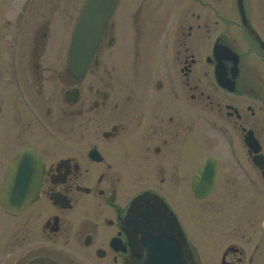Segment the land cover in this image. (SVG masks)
<instances>
[{
    "label": "flooded vegetation",
    "instance_id": "af4514ba",
    "mask_svg": "<svg viewBox=\"0 0 264 264\" xmlns=\"http://www.w3.org/2000/svg\"><path fill=\"white\" fill-rule=\"evenodd\" d=\"M118 13L79 78L78 14L0 0V264H145V215L166 208L186 264H264V0ZM116 46L150 64L124 71L103 58ZM31 152L38 196L9 211L3 187L25 199Z\"/></svg>",
    "mask_w": 264,
    "mask_h": 264
},
{
    "label": "water",
    "instance_id": "95a60500",
    "mask_svg": "<svg viewBox=\"0 0 264 264\" xmlns=\"http://www.w3.org/2000/svg\"><path fill=\"white\" fill-rule=\"evenodd\" d=\"M119 2L120 0H86L71 46L70 69L73 74L81 77L87 72L90 62L97 51L106 24ZM31 172L33 173V169ZM35 188L36 185L32 182L30 185L31 196H26L25 200L9 201L6 200L7 195H5L3 204L15 210L23 208L32 202ZM15 194L18 196L19 193L16 192ZM21 194L23 195V193ZM166 227L169 229H166ZM166 227H156L159 230L153 229V233L157 235L152 238L154 245L150 244L149 246L150 252L147 264H152V258L155 257L162 259L160 264H185L182 250L183 246H186V238L173 212H170L168 216ZM152 251H155V253Z\"/></svg>",
    "mask_w": 264,
    "mask_h": 264
},
{
    "label": "rangeland",
    "instance_id": "374dc122",
    "mask_svg": "<svg viewBox=\"0 0 264 264\" xmlns=\"http://www.w3.org/2000/svg\"><path fill=\"white\" fill-rule=\"evenodd\" d=\"M40 1H44V2H58V3H62V7H63V11L68 13V16H70V22H74V19L76 18L77 14H79L82 10V6L84 4L85 0H40ZM169 0H123L122 3H129L131 7H135L136 3L139 2H144V3H156V4H160V3H167ZM174 2V3H178V2H182L183 0H170V2ZM70 2L75 3V5L77 6V10L69 8L70 6ZM69 4V5H66ZM159 6V5H158ZM67 7V8H66ZM67 9V10H66ZM122 15H119V13L114 17V19L112 20V22L115 25L118 24H122ZM120 39L121 37L119 36V39H117L120 43ZM103 51V50H102ZM106 59H112V62L114 65H117L119 67H122L124 71L126 72H130L133 66H145L146 64H150L149 59H142V60H135L134 56L131 55L130 53H121V49L120 47L116 46L111 48L109 51L106 52L105 57ZM136 58V57H135ZM65 62L67 63V58H64ZM151 63H152V59H151ZM219 204V203H217ZM210 207H208L210 210L213 209H219L220 207H217L216 203H212L209 204ZM220 205V204H219ZM215 208H213V207ZM264 210V209H263ZM217 211L215 213H213V217L217 216ZM238 220V219H237ZM239 225V224H238ZM207 240V239H205Z\"/></svg>",
    "mask_w": 264,
    "mask_h": 264
}]
</instances>
